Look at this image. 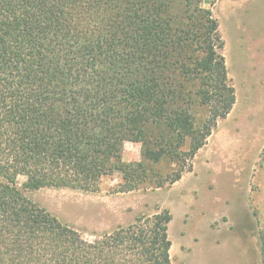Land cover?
Masks as SVG:
<instances>
[{
    "label": "trees",
    "instance_id": "trees-1",
    "mask_svg": "<svg viewBox=\"0 0 264 264\" xmlns=\"http://www.w3.org/2000/svg\"><path fill=\"white\" fill-rule=\"evenodd\" d=\"M224 46L201 0H0V264H173L169 209L89 240L25 190L179 181L236 103Z\"/></svg>",
    "mask_w": 264,
    "mask_h": 264
},
{
    "label": "rangeland",
    "instance_id": "rangeland-1",
    "mask_svg": "<svg viewBox=\"0 0 264 264\" xmlns=\"http://www.w3.org/2000/svg\"><path fill=\"white\" fill-rule=\"evenodd\" d=\"M201 4L212 8L220 23L236 103L197 153L193 169L164 188L117 192L121 176L114 174L104 177L98 188L48 187L25 194L89 240L142 215L169 209L175 215L169 227L173 264H261L264 0H201ZM123 159L141 160V144L126 142ZM162 169L167 171L169 165ZM24 181L20 176L18 186ZM183 209L186 215L180 220Z\"/></svg>",
    "mask_w": 264,
    "mask_h": 264
},
{
    "label": "crops",
    "instance_id": "crops-1",
    "mask_svg": "<svg viewBox=\"0 0 264 264\" xmlns=\"http://www.w3.org/2000/svg\"><path fill=\"white\" fill-rule=\"evenodd\" d=\"M262 41H263V40H262ZM262 41H261V42H262ZM257 43H258V45H260V44H259V43H260L259 40H257ZM260 48H261V47H260ZM185 215H186V210L183 209L181 212L178 213V218L181 220L182 217L184 218ZM174 217H175V215H173V219H174ZM173 219H172V221H171L172 223H173ZM178 221H179V220H178ZM172 223H171V224H172ZM180 224H181V223H180ZM182 225H185V223H183ZM169 234H170V232H169Z\"/></svg>",
    "mask_w": 264,
    "mask_h": 264
}]
</instances>
